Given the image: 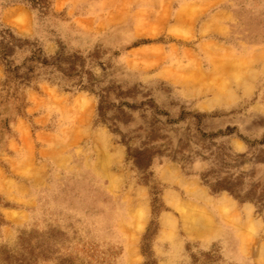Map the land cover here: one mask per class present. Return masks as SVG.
Returning <instances> with one entry per match:
<instances>
[{"label": "rangeland", "instance_id": "rangeland-1", "mask_svg": "<svg viewBox=\"0 0 264 264\" xmlns=\"http://www.w3.org/2000/svg\"><path fill=\"white\" fill-rule=\"evenodd\" d=\"M0 264H264V0H0Z\"/></svg>", "mask_w": 264, "mask_h": 264}, {"label": "trees", "instance_id": "trees-1", "mask_svg": "<svg viewBox=\"0 0 264 264\" xmlns=\"http://www.w3.org/2000/svg\"><path fill=\"white\" fill-rule=\"evenodd\" d=\"M43 64L47 63L46 61L45 62H42Z\"/></svg>", "mask_w": 264, "mask_h": 264}]
</instances>
